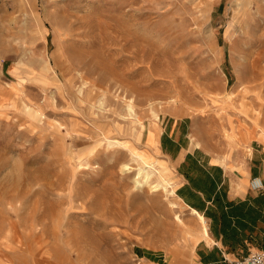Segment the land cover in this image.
<instances>
[{
    "label": "rangeland",
    "instance_id": "obj_1",
    "mask_svg": "<svg viewBox=\"0 0 264 264\" xmlns=\"http://www.w3.org/2000/svg\"><path fill=\"white\" fill-rule=\"evenodd\" d=\"M153 129L264 145V0H0V264H186L196 217L134 183L133 149L173 179Z\"/></svg>",
    "mask_w": 264,
    "mask_h": 264
},
{
    "label": "crops",
    "instance_id": "obj_2",
    "mask_svg": "<svg viewBox=\"0 0 264 264\" xmlns=\"http://www.w3.org/2000/svg\"><path fill=\"white\" fill-rule=\"evenodd\" d=\"M153 131V147L172 171L178 198L208 224V237L196 243L186 264H229L264 250V191L250 188L254 177L264 181V145L252 140L251 154L223 163L203 148H182L171 135ZM165 141L174 147L166 151Z\"/></svg>",
    "mask_w": 264,
    "mask_h": 264
},
{
    "label": "bare ground",
    "instance_id": "obj_3",
    "mask_svg": "<svg viewBox=\"0 0 264 264\" xmlns=\"http://www.w3.org/2000/svg\"><path fill=\"white\" fill-rule=\"evenodd\" d=\"M127 109L129 111L128 115L131 119V123L132 122L136 123V125L139 126L136 128L138 132L140 129H142L144 124L142 123L135 109L133 100L130 99L128 101ZM118 144L121 145L122 143L118 142ZM148 153L149 152L146 150L144 151H140L136 149L132 150V154L135 156V158L141 161V166L138 168L137 174L135 175L134 178L135 187L137 189H143L144 187H149L153 192H163L167 196H170L173 199H177L178 197L176 194L177 183H174L173 179L170 178L169 173L163 170L164 165ZM122 168L123 171H130L132 169L129 166V164H123ZM154 176H157L156 181L153 180ZM171 204L173 208L178 207L177 203L174 201H172ZM190 212L196 217L198 224L200 226V232H199L200 238H207L209 235V230L205 217L201 213L195 210H190ZM176 218L178 219V221L182 222L181 215L178 214Z\"/></svg>",
    "mask_w": 264,
    "mask_h": 264
},
{
    "label": "built area",
    "instance_id": "obj_4",
    "mask_svg": "<svg viewBox=\"0 0 264 264\" xmlns=\"http://www.w3.org/2000/svg\"><path fill=\"white\" fill-rule=\"evenodd\" d=\"M250 188L255 192H263L264 181L260 177H254L250 181ZM229 264H264V250L251 252L247 257L229 262Z\"/></svg>",
    "mask_w": 264,
    "mask_h": 264
}]
</instances>
